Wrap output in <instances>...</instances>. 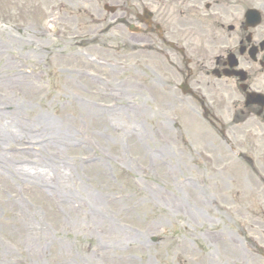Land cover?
<instances>
[{"label": "rangeland", "instance_id": "1", "mask_svg": "<svg viewBox=\"0 0 264 264\" xmlns=\"http://www.w3.org/2000/svg\"><path fill=\"white\" fill-rule=\"evenodd\" d=\"M76 1L0 0V133L32 131L0 142V264H243L261 177ZM240 138L264 177V134Z\"/></svg>", "mask_w": 264, "mask_h": 264}, {"label": "flooded vegetation", "instance_id": "2", "mask_svg": "<svg viewBox=\"0 0 264 264\" xmlns=\"http://www.w3.org/2000/svg\"><path fill=\"white\" fill-rule=\"evenodd\" d=\"M108 2L119 6L120 18L125 22L138 21L139 23L147 13V19L150 18L152 23V27H150L152 38L149 39L151 45H164L167 48L166 43L159 39L157 29H162L165 38L176 39L179 42L186 39L183 35L188 30L196 31L202 39L207 36L213 38L208 41L209 46L212 43L217 46L220 44L219 39L225 38L230 48L227 54L232 52L239 56V66L248 72L249 85H253L258 71L253 66L249 51L254 47L258 48L259 57L264 61V46H262L264 30L252 29L247 23L246 15L253 7L264 12V0H108ZM186 24H191V26L188 27ZM140 26L147 28L142 24ZM178 34L181 35L180 38H178ZM156 36L159 37L160 42L157 41ZM209 46L203 44L202 49L210 51L211 47ZM177 55L179 56V54ZM191 56L190 63H199L202 68H206L205 62L210 61L201 53L192 52ZM165 57L171 61L172 53L166 52ZM181 60L184 63L183 58ZM211 62H213L212 58ZM170 63L172 64V62ZM213 64L212 68H207L211 69L213 74L215 69L228 68L226 56L217 55ZM261 73L264 76V63ZM250 246L264 260V240L261 241V244L250 242ZM251 261L255 264H264L256 261L253 256H251Z\"/></svg>", "mask_w": 264, "mask_h": 264}, {"label": "bare ground", "instance_id": "3", "mask_svg": "<svg viewBox=\"0 0 264 264\" xmlns=\"http://www.w3.org/2000/svg\"><path fill=\"white\" fill-rule=\"evenodd\" d=\"M1 117H2V113H1V110H0V120H1ZM12 131L17 132V134L10 133V132H6V134L0 133V142H11V141H13L15 143V142L18 141L17 140L18 135H21V137H19V140L25 141L26 139L28 140L27 135L30 132H32L31 130L28 131V130H26L23 127L16 128L15 130H12ZM69 141H70L69 136L66 137V138H62V139L58 140V142H60L61 144L64 143V142L68 143Z\"/></svg>", "mask_w": 264, "mask_h": 264}]
</instances>
